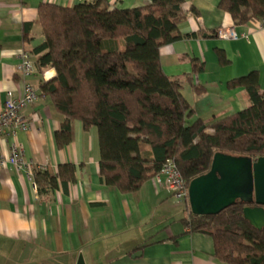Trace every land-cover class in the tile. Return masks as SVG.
Here are the masks:
<instances>
[{
  "label": "crops",
  "instance_id": "1",
  "mask_svg": "<svg viewBox=\"0 0 264 264\" xmlns=\"http://www.w3.org/2000/svg\"><path fill=\"white\" fill-rule=\"evenodd\" d=\"M94 1L0 0V112L7 90L19 95L28 83L39 91L41 79L54 76L52 69L27 77L18 70L20 50L29 51L35 62L32 51L44 40L36 22L38 6ZM219 1L184 0L188 14L178 30L185 36L159 49L163 71L182 80L184 98L195 110L188 123L196 118L209 122L247 107L244 89L229 87L235 78L256 71L264 87V27L256 20L235 24ZM105 3L110 9H128L150 1ZM191 7L196 14L188 11ZM219 27H232L239 37L220 38ZM193 60L201 63L196 72ZM51 103L38 95L22 111L31 127L9 131L0 146L8 153L11 142L20 143L25 159L45 166L42 172L49 176L57 174L59 165L73 164L75 178L38 191L24 170L0 168V264H75L80 254L85 264H224L213 257L212 238L187 225V202L157 187L152 178L125 195L101 181L95 128L85 130L74 121L71 141L59 147L55 132L63 116Z\"/></svg>",
  "mask_w": 264,
  "mask_h": 264
},
{
  "label": "trees",
  "instance_id": "2",
  "mask_svg": "<svg viewBox=\"0 0 264 264\" xmlns=\"http://www.w3.org/2000/svg\"><path fill=\"white\" fill-rule=\"evenodd\" d=\"M149 1L128 9H110L106 0L71 7L41 3L36 17L44 40L32 51L35 71H54L41 79L38 94L48 96L63 116L55 141L59 147L71 141L76 120L85 130L95 128L99 177L124 195L139 190L165 160L175 163L187 185L209 171L216 152L264 156V87L258 73L228 83L244 89L247 107L188 123L195 110L184 98L183 82L166 75L159 62L160 47L185 36L178 25L188 12L184 0ZM218 7L237 25L264 19V0H220ZM188 11L197 13L193 7ZM192 64L193 72L201 69L198 61ZM74 176L75 166L67 163L55 176L37 171L34 179L39 191ZM186 202L187 225L212 238L216 260L264 264V227L257 229L243 217L245 204L237 201L217 214L196 215Z\"/></svg>",
  "mask_w": 264,
  "mask_h": 264
},
{
  "label": "water",
  "instance_id": "3",
  "mask_svg": "<svg viewBox=\"0 0 264 264\" xmlns=\"http://www.w3.org/2000/svg\"><path fill=\"white\" fill-rule=\"evenodd\" d=\"M187 185L192 214L214 215L239 201L245 204L242 211L248 223L264 227V156L253 159L216 152L209 171ZM75 264H85L81 254Z\"/></svg>",
  "mask_w": 264,
  "mask_h": 264
},
{
  "label": "built area",
  "instance_id": "4",
  "mask_svg": "<svg viewBox=\"0 0 264 264\" xmlns=\"http://www.w3.org/2000/svg\"><path fill=\"white\" fill-rule=\"evenodd\" d=\"M264 27V19L256 20ZM216 35L220 38L237 39L239 34L232 27L217 28ZM245 37H247L245 35ZM18 70L23 77H27L35 72V62L33 56L27 50H20ZM38 90L33 85L26 83L21 94L16 95L12 90H7L3 108L0 112V141L1 138L13 132L15 129L27 131L31 127L30 123L22 117L24 108L33 104L38 99ZM10 165L16 170H24L34 188L37 187L35 172L43 171L45 166H35L30 160L25 159L24 148L18 142H11L9 152L4 153L0 146V168ZM157 187L166 190L178 201L188 199V186L182 175L179 173L172 160H165L158 173L152 177Z\"/></svg>",
  "mask_w": 264,
  "mask_h": 264
},
{
  "label": "flooded vegetation",
  "instance_id": "5",
  "mask_svg": "<svg viewBox=\"0 0 264 264\" xmlns=\"http://www.w3.org/2000/svg\"><path fill=\"white\" fill-rule=\"evenodd\" d=\"M254 204H251V206H253Z\"/></svg>",
  "mask_w": 264,
  "mask_h": 264
}]
</instances>
